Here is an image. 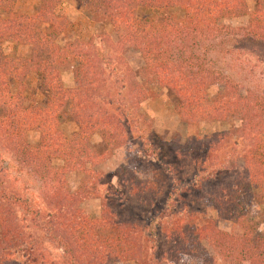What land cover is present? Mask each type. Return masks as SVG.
I'll use <instances>...</instances> for the list:
<instances>
[{"label": "trees", "instance_id": "trees-1", "mask_svg": "<svg viewBox=\"0 0 264 264\" xmlns=\"http://www.w3.org/2000/svg\"><path fill=\"white\" fill-rule=\"evenodd\" d=\"M81 1L96 19L111 21L120 41L140 50L146 60L143 70L175 96L176 109L183 122L222 121L233 114L240 116L241 126L237 133L244 144L245 155L240 156L243 157L242 164L232 166L230 162L226 168L229 173L232 171L231 177L223 175V161L212 152L228 147L236 132L224 130L212 136L197 137L192 142L172 141L171 145L176 159H184L185 166L193 161L192 164L201 168L197 172V183L204 181V186L207 184L209 188L212 184L211 193L215 195L212 203L217 214L237 223L243 230L239 235L228 236L216 224L204 225L200 235L215 250L214 255L205 257L204 264H234L231 259L235 255V243L237 248L241 247L240 254L248 264H264V233L249 219L245 203L247 194H252L264 205V95L257 94L253 88H248L245 95L240 93L237 83L218 65L212 50L204 49L203 45V38L213 32L218 35L221 29L217 28L223 17L238 12L240 0ZM60 3L61 0H40L35 12L26 14L16 10V0H0V146L14 154L16 165L36 166L33 174L36 173L41 181V193L46 197L55 196L54 202L61 206L52 216L49 210L42 225L52 232H60L61 227L69 231L70 239L63 233L56 235L68 256V264L140 261V237L128 227L130 222L115 217L116 212L106 199L101 217L82 211L79 204L84 198L97 194V185L87 181L77 190H71L67 175L73 171L92 174L91 164L106 160L114 148L129 144L125 142L131 138V132L126 131L128 128L122 119L128 116L124 113L129 115L132 110L134 118L143 121L138 105L148 97V91L130 81L123 84L119 105H115L114 100L104 102L106 95H110L109 79L103 67L104 53L95 49L92 43L80 40L65 46L58 44L59 35L69 26L66 18L58 15ZM140 7L180 8L184 17L179 18L176 14H168L162 19L140 17ZM244 30L249 40L263 39L264 0L257 1ZM7 41L30 46V54L10 56L4 49ZM68 62L75 65L73 86L64 84L60 71V67ZM113 69L121 75L134 73L126 60ZM33 73L41 77L42 88L49 93L45 105L37 103L35 95L27 96L28 79ZM221 81H225V87L210 96L209 88ZM68 107L79 127L72 135L65 134L60 128V117ZM31 129L41 133L37 145L28 142ZM97 132L104 134L107 140L104 142L109 144L101 155L90 144ZM149 141L152 150L159 152L155 141ZM160 159L175 187L183 182L167 154ZM133 164L130 162L119 168V182L124 184L126 191L129 190L128 196H138L149 202L150 182L138 177L141 169ZM218 171L224 177L209 176ZM5 191L7 201L0 202V230L4 238H10L20 235L17 220L9 207L10 198L18 199ZM175 191L179 192V186ZM171 200L168 196L167 201ZM25 207L28 212L35 213L34 218L39 222L41 209L31 201ZM126 209H131L130 205Z\"/></svg>", "mask_w": 264, "mask_h": 264}, {"label": "rangeland", "instance_id": "rangeland-1", "mask_svg": "<svg viewBox=\"0 0 264 264\" xmlns=\"http://www.w3.org/2000/svg\"><path fill=\"white\" fill-rule=\"evenodd\" d=\"M257 1L240 0L241 6L238 12L221 19L218 26L220 28H217L221 29L218 35L216 36L217 32H213L212 35L209 34L207 38H203L204 49L206 47L212 50L218 65L237 83L239 92L244 95L248 93V88H253L257 94L264 95V37L259 41L249 40L246 37L247 31L244 30L250 21L252 12L255 11ZM39 3L40 0H16V10L33 14ZM57 12L69 23V26L58 37L57 41L60 46L80 40L92 43L95 49L104 53L103 67L106 69L110 86V95H106L104 102L114 100V104L119 105L118 98L119 94L123 93V84L130 81L139 83L148 91V97L138 105L139 113L144 116L143 121H137L132 110L129 115L124 113L128 116L122 119L128 128L126 131L131 132V138L128 132L126 136L129 140L125 143L129 144L114 148L106 160L91 164L89 169L92 174L89 175H92V178L88 174L77 171L67 175L71 190H77L87 181L95 182L97 185V194L84 198L79 208L98 218L101 217L103 202L106 199L115 210V217L127 223L130 222L128 227L139 235L142 249L140 261L130 260L117 264H204L206 256L215 254L213 246L200 235V229L204 225L216 224L218 229L227 233L228 236L239 235L243 233V230L237 223L217 214L212 203L215 198V195L211 193L212 184L209 188L207 184L204 186V181L201 184L196 182L199 175L197 172L201 171V168L192 164L193 161L185 166L184 159H176L171 142L178 140L181 143L192 142L197 137L212 136L224 130L236 132L230 139L228 147L215 153L212 152V155L218 154L223 161V175L231 177L232 171L229 173L226 168L229 167L230 162L232 166L242 164L243 157L240 156L245 155L244 144L242 145V139L237 133L241 126L240 116L233 114L228 120L222 121L206 119L193 123L183 122L176 109L175 96L158 85L143 70L146 63L144 56L135 45L119 40L109 19H96L81 0H61ZM183 13L180 8L140 7L138 10L140 17L151 19H162L168 14H176L179 18H183ZM4 49L10 56H26L31 52L30 46L13 41H7ZM123 60H126L133 68V74L127 76L114 71L113 67L121 64ZM74 66V63L68 62L60 67L66 86L74 85ZM224 87L225 81L216 82L212 84L208 92L212 96ZM33 95H35L36 102L41 105H45L49 98V93L42 88L41 77L35 73L29 77L27 88V96L30 98ZM60 121V128L67 135H72L79 129L69 114V107L62 113ZM40 140L39 130L28 131V142L37 145ZM149 140L155 141L159 152L152 150ZM104 141L107 142L101 132L95 133L90 140V144L99 151L100 155L109 145ZM5 149L0 146V183H3V185L0 184V202L7 199V195L4 194L5 190L18 199L10 198V203H8L17 220L20 235L4 238L0 230V264H68V256L57 236L63 233L70 239L71 234L64 227L60 228V232H52L42 225L47 215L49 216L48 211H51L52 216L55 214L54 211H58L61 206L54 202L55 196L46 197L41 193L39 184L41 181L36 173L33 174V170L37 167L24 168L16 165L14 154ZM165 154L169 157V161L175 163L180 177H183V182L176 185V187L179 186L178 193L175 191L174 181L167 174L162 159H160ZM130 162H134L133 166L141 169L138 177L150 182L149 202L138 196H128L129 190L126 191L124 184L119 182V168ZM206 163L210 164V161ZM185 174H188V177ZM220 175L223 176L218 171L216 175L209 176L216 178ZM168 196H171V201H167ZM128 199L132 200L131 203L125 202ZM29 201L41 209L39 222L34 218L35 213L28 212L25 207ZM245 201L249 219L258 224L261 232L264 233V205L252 194H247ZM129 205L131 209H126ZM234 246L236 247L235 255L231 262L248 264L239 251L241 247L237 248L236 243ZM95 264H98V261Z\"/></svg>", "mask_w": 264, "mask_h": 264}]
</instances>
